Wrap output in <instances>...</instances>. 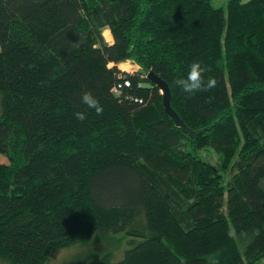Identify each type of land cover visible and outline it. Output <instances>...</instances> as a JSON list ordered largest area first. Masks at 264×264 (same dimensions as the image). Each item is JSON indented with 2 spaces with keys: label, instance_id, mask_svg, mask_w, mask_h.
Wrapping results in <instances>:
<instances>
[{
  "label": "trees",
  "instance_id": "1",
  "mask_svg": "<svg viewBox=\"0 0 264 264\" xmlns=\"http://www.w3.org/2000/svg\"><path fill=\"white\" fill-rule=\"evenodd\" d=\"M213 1L0 0V264H262L264 0ZM194 62L211 91L174 84Z\"/></svg>",
  "mask_w": 264,
  "mask_h": 264
},
{
  "label": "rangeland",
  "instance_id": "2",
  "mask_svg": "<svg viewBox=\"0 0 264 264\" xmlns=\"http://www.w3.org/2000/svg\"><path fill=\"white\" fill-rule=\"evenodd\" d=\"M228 1L230 0H214L213 5L215 7L226 6ZM241 1L247 2L248 0ZM106 42L108 44H112V37ZM127 62V64H111V67L109 68L116 67L125 73H137L139 71V68L131 61ZM0 162L5 163L6 158L1 157L0 155ZM126 248V240L123 237L95 239V241L89 243L86 246L73 247L53 254L50 257L48 264H73L78 259L86 264H96L98 258L104 253H111L114 260H119ZM262 264H264V261H262Z\"/></svg>",
  "mask_w": 264,
  "mask_h": 264
},
{
  "label": "clouds",
  "instance_id": "3",
  "mask_svg": "<svg viewBox=\"0 0 264 264\" xmlns=\"http://www.w3.org/2000/svg\"><path fill=\"white\" fill-rule=\"evenodd\" d=\"M101 33L104 36H108L110 33V26L104 25L101 29ZM114 43V37H112ZM121 63L127 64V61H122ZM111 67V62L109 64ZM207 69L203 67L199 62H194L190 65L189 71L185 78H180L174 81V84L183 92L189 95L198 92H208L215 88L217 81L213 77H205ZM135 73H128V75H134ZM82 103L88 106L90 109H94L97 115L103 114V107L100 105L99 101L93 97L90 92H85L81 98ZM76 118L80 121L86 119L84 113H76Z\"/></svg>",
  "mask_w": 264,
  "mask_h": 264
},
{
  "label": "water",
  "instance_id": "4",
  "mask_svg": "<svg viewBox=\"0 0 264 264\" xmlns=\"http://www.w3.org/2000/svg\"><path fill=\"white\" fill-rule=\"evenodd\" d=\"M146 79L159 88V90L163 95V105L167 110V112L173 117V119H175L176 123L182 127L184 132H187L190 135H192V133L183 126L182 122L171 111L169 105V89L167 84L164 81H162L157 75H155L153 72H149L148 75L146 76Z\"/></svg>",
  "mask_w": 264,
  "mask_h": 264
},
{
  "label": "built area",
  "instance_id": "5",
  "mask_svg": "<svg viewBox=\"0 0 264 264\" xmlns=\"http://www.w3.org/2000/svg\"><path fill=\"white\" fill-rule=\"evenodd\" d=\"M126 85H128V83H126Z\"/></svg>",
  "mask_w": 264,
  "mask_h": 264
}]
</instances>
